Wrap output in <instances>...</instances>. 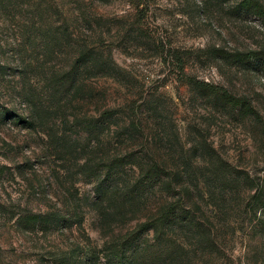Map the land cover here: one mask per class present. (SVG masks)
<instances>
[{
    "label": "rangeland",
    "instance_id": "374dc122",
    "mask_svg": "<svg viewBox=\"0 0 264 264\" xmlns=\"http://www.w3.org/2000/svg\"><path fill=\"white\" fill-rule=\"evenodd\" d=\"M42 1L46 23L54 24L64 11L80 15L82 32L88 30L83 16L92 26H102L101 45L121 73L97 83L76 77L61 103H51L44 82L30 77L24 85L18 72V63L29 57L19 55L18 42L12 41L27 8L24 16L14 19L0 12V264H87L91 247L98 248L144 219L142 211L126 224L101 223L93 178L94 174L103 178L105 163L102 158L94 160L97 172L89 177L79 165L95 159L94 147V151L102 148L100 157H106L107 139L89 140L84 122L58 121L61 114L81 119L98 108H122L114 124L124 126L131 120L130 107L139 110L136 122L145 127L134 138L120 137L122 145L131 144L140 153L151 148L161 167L156 184L160 191L165 173H180L167 201L176 200L178 191L186 188L190 208L185 217L192 221L187 234L202 232L214 246H207L212 254L207 249L199 256L179 252L171 259L164 250L167 239L178 233L171 219L172 236L165 224L158 238L148 234V243L155 245L151 258L145 254L146 264L150 259L156 264H264V207L251 206L253 186L247 182L248 177L264 180V56H243L264 51L261 19L238 9L237 0ZM174 55L182 60L185 75L171 64ZM60 59L47 57L46 68L58 69L63 64ZM186 76L245 98L257 117L240 119L230 108L199 96L184 83ZM27 91L43 108L49 106L40 127L25 126L18 118L29 115L31 104L21 96ZM56 105H61L60 112ZM103 124L107 127L111 121ZM61 134L74 150L72 155L64 149L54 154L52 145ZM225 172L232 174L229 178L241 176L236 182L213 180V174L220 178ZM165 196L159 192V205ZM77 208L82 225L64 226L61 219ZM49 212L55 221L45 222ZM28 214L40 220L27 223Z\"/></svg>",
    "mask_w": 264,
    "mask_h": 264
},
{
    "label": "trees",
    "instance_id": "16d2710c",
    "mask_svg": "<svg viewBox=\"0 0 264 264\" xmlns=\"http://www.w3.org/2000/svg\"><path fill=\"white\" fill-rule=\"evenodd\" d=\"M43 3L42 0H0V12L7 18L13 17L14 19L15 16L23 15L24 7L27 8L26 15H23V21L17 24L12 41L18 42L19 55L29 57V59L18 63L20 66L18 72L21 73L24 85L29 82L30 77L41 80L50 93L51 103L59 104L69 93V88L74 85L76 77L92 78L97 83L108 78L116 79L120 75L121 70L111 58L109 50L101 45L105 35L102 26H92L91 20L87 19V16H83L88 30L82 32L78 25L80 15L64 11L57 14L54 24L46 23L43 20L46 15L45 10H42ZM236 7L261 19L264 23V5L261 0H237ZM238 55L236 54V56ZM51 56H59L63 61L58 69L55 66L46 68L48 63L46 58ZM174 56L175 59L171 64L185 75L182 60L179 56ZM243 56L257 59L259 56H264V51L249 52ZM44 71H47L48 74L45 75ZM184 83L196 91L199 96L215 100L222 106L230 108V111L240 119L257 115L248 100L233 95L221 86L190 76L185 77ZM21 96L31 104V107L29 115L25 118L18 117L19 120L28 127L44 125L49 106L43 108L40 100L35 99V95L29 91ZM60 108L61 105L56 109L60 112ZM136 110L138 109L134 107L128 108L131 120L124 126L114 124V120L124 111L122 108H98L94 114L81 119L78 118L79 115L73 114H61V117H58V121L65 125L73 122L82 125L84 122L82 127H84L89 140L98 143L100 137L105 136L107 139L110 151L106 157H100L102 148H96L94 151V147L91 153H95V159L91 160L92 162L84 161L79 165L81 173H86L85 175L89 177L97 172L94 160L102 158L101 161L105 163L103 178H99L95 174L93 178L94 205L98 208L101 223L110 227L112 223L120 220L122 224H126L130 219H137L140 212L144 211L142 214L144 219L142 221L137 219L132 228L116 235V237L107 238L98 248L91 247V253L86 257L87 264H97L98 262L100 264H146L145 254L151 258L153 256L152 248L155 245L148 243V234L152 233L158 238V230L165 224L167 235L172 236L171 219L175 221L178 232L173 235V238L167 239L168 245L164 249L171 259H176L179 252L187 255L192 252L193 256H199L207 249L212 254L211 249L207 247L208 245L214 247L210 238H207L202 232H196L193 237L187 234L190 233L192 222L191 219L185 217V213L190 208L187 189L181 188L176 200L167 201V195L172 190V183L179 180L180 173H165L160 191L156 184L159 182V177H162L161 167L156 161L155 153L150 152L151 148L148 150L149 153H140V151L132 150L131 144L122 145L123 141L120 137L134 138L135 134H143L145 126L137 124L136 121H138L140 113H138L139 110ZM107 120H110L111 124L106 127L103 123ZM55 139L52 145L54 154L57 155V151L62 149L66 150L68 155L73 154L74 150L66 142L65 135L61 134ZM95 146L97 147V145ZM75 151L81 153V150ZM227 174V172L223 173L220 178H218V174H213V180L221 179L225 183L236 182V179L241 176L236 174L233 178H229L232 174L226 176ZM247 182L248 185L253 186V193L249 197V201L253 203L251 206L259 204L258 206L264 207V180L260 182L258 179L248 177ZM162 191L166 198L159 205L158 194ZM129 214L133 216L127 217ZM81 215L77 208L67 218L64 216L61 220L64 222V226L74 223L80 227L83 222ZM44 217L45 222L57 219L54 218L52 212L47 213ZM39 220L40 217L36 214L25 216L27 223ZM154 263L153 259H150L149 264Z\"/></svg>",
    "mask_w": 264,
    "mask_h": 264
}]
</instances>
